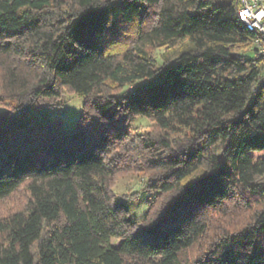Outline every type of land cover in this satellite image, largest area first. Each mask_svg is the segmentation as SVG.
I'll return each instance as SVG.
<instances>
[{
  "label": "trees",
  "instance_id": "16d2710c",
  "mask_svg": "<svg viewBox=\"0 0 264 264\" xmlns=\"http://www.w3.org/2000/svg\"><path fill=\"white\" fill-rule=\"evenodd\" d=\"M239 8L0 0V201L28 194L0 217V264H264V54ZM68 92L74 127L26 122ZM140 117L154 126L132 133ZM134 170L141 221L112 190Z\"/></svg>",
  "mask_w": 264,
  "mask_h": 264
},
{
  "label": "rangeland",
  "instance_id": "374dc122",
  "mask_svg": "<svg viewBox=\"0 0 264 264\" xmlns=\"http://www.w3.org/2000/svg\"><path fill=\"white\" fill-rule=\"evenodd\" d=\"M217 4H228L230 0H215ZM210 11V10H209ZM161 53L163 56L172 57L173 51L160 49L156 52L158 58L161 59ZM2 107H8L12 110L13 105L11 103H2ZM83 109V99L75 93L68 92L57 100V103L51 107L36 110L30 112L26 122L31 118L35 125H43L46 123L51 124L54 128L62 127L70 129L75 126L77 119L81 116ZM21 111V110H19ZM21 113V112H20ZM19 113V114H20ZM154 123L146 118H137L131 125L132 133H144L153 128ZM256 157H263L264 152L254 154ZM149 175L146 172L141 171H129L117 174L112 181V190L116 194L117 198L121 200L122 196H126L125 205L130 211L131 215L137 220L141 221L143 213L148 208L152 198V193H141L142 187L148 182ZM141 194H140V193ZM28 203V194L25 189H21L16 194L6 200L0 201V217L6 216L9 213L24 209ZM245 216L234 215V217L226 220L225 223L218 221L217 224L212 225L211 233L217 231L219 225L229 226V224H239L243 221ZM232 226V225H231ZM215 227V228H213ZM213 235V234H212ZM206 240H203L202 244L197 245L189 249L185 255L191 259H194L199 251L206 244Z\"/></svg>",
  "mask_w": 264,
  "mask_h": 264
},
{
  "label": "built area",
  "instance_id": "2783aa9c",
  "mask_svg": "<svg viewBox=\"0 0 264 264\" xmlns=\"http://www.w3.org/2000/svg\"><path fill=\"white\" fill-rule=\"evenodd\" d=\"M239 4L240 19L249 30L259 33L254 41V46L261 54H264V0H239ZM263 85L264 71L255 92ZM129 89L133 90L134 86H130Z\"/></svg>",
  "mask_w": 264,
  "mask_h": 264
},
{
  "label": "water",
  "instance_id": "95a60500",
  "mask_svg": "<svg viewBox=\"0 0 264 264\" xmlns=\"http://www.w3.org/2000/svg\"><path fill=\"white\" fill-rule=\"evenodd\" d=\"M11 114V109L8 107H0V121L7 119Z\"/></svg>",
  "mask_w": 264,
  "mask_h": 264
}]
</instances>
